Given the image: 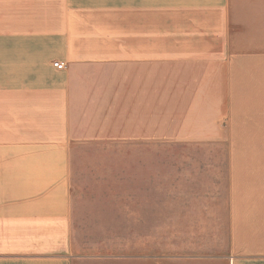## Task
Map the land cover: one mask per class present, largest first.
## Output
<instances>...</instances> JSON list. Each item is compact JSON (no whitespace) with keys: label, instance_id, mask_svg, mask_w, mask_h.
<instances>
[{"label":"crops","instance_id":"crops-1","mask_svg":"<svg viewBox=\"0 0 264 264\" xmlns=\"http://www.w3.org/2000/svg\"><path fill=\"white\" fill-rule=\"evenodd\" d=\"M0 264H264V0H0Z\"/></svg>","mask_w":264,"mask_h":264},{"label":"rangeland","instance_id":"rangeland-1","mask_svg":"<svg viewBox=\"0 0 264 264\" xmlns=\"http://www.w3.org/2000/svg\"><path fill=\"white\" fill-rule=\"evenodd\" d=\"M118 151V150H117ZM226 153V147L216 145L195 146H165L164 155H222Z\"/></svg>","mask_w":264,"mask_h":264},{"label":"built area","instance_id":"built-area-1","mask_svg":"<svg viewBox=\"0 0 264 264\" xmlns=\"http://www.w3.org/2000/svg\"><path fill=\"white\" fill-rule=\"evenodd\" d=\"M53 67L57 68V69H63L65 66H64V63L63 62H59V61H55L53 62Z\"/></svg>","mask_w":264,"mask_h":264}]
</instances>
